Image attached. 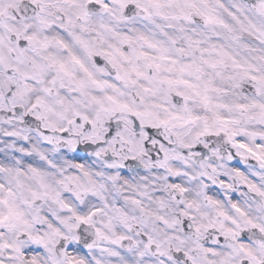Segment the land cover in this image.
Wrapping results in <instances>:
<instances>
[{
  "label": "snow or ice",
  "instance_id": "1",
  "mask_svg": "<svg viewBox=\"0 0 264 264\" xmlns=\"http://www.w3.org/2000/svg\"><path fill=\"white\" fill-rule=\"evenodd\" d=\"M0 264H264V0H0Z\"/></svg>",
  "mask_w": 264,
  "mask_h": 264
}]
</instances>
